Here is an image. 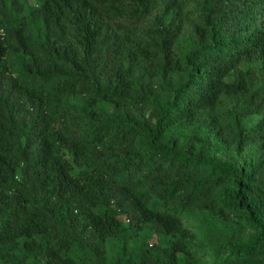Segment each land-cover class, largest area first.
Masks as SVG:
<instances>
[{
  "label": "trees",
  "instance_id": "1",
  "mask_svg": "<svg viewBox=\"0 0 264 264\" xmlns=\"http://www.w3.org/2000/svg\"><path fill=\"white\" fill-rule=\"evenodd\" d=\"M263 15L0 0V264H264Z\"/></svg>",
  "mask_w": 264,
  "mask_h": 264
},
{
  "label": "rangeland",
  "instance_id": "2",
  "mask_svg": "<svg viewBox=\"0 0 264 264\" xmlns=\"http://www.w3.org/2000/svg\"><path fill=\"white\" fill-rule=\"evenodd\" d=\"M24 1L28 5H34L35 4V0H24ZM257 26L258 27H261V28L264 27V15L259 20ZM255 68H256V65H253L252 66V69H255ZM228 105H230V102H228ZM107 108L110 109L111 106L110 105H107ZM253 118H254V120H256L258 118V116H254ZM216 155L218 157L220 156L222 159L232 160V159H235L236 158V156H234V154L233 153H230V152H217ZM185 223L188 226L192 227L193 229H196L195 226L198 228L197 221L195 220V218L193 217V215H187V216H185ZM201 242H202V237H200V240H199V243H201Z\"/></svg>",
  "mask_w": 264,
  "mask_h": 264
}]
</instances>
